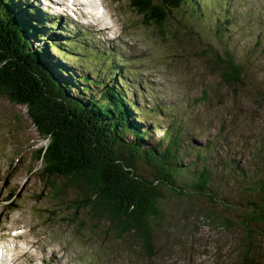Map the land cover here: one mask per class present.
Instances as JSON below:
<instances>
[{"label": "rangeland", "instance_id": "rangeland-1", "mask_svg": "<svg viewBox=\"0 0 264 264\" xmlns=\"http://www.w3.org/2000/svg\"><path fill=\"white\" fill-rule=\"evenodd\" d=\"M54 1L61 2L34 0L29 5L55 18L50 24L55 20L59 26L69 25L68 30L59 26L53 30L61 37L34 40L35 46L48 45L54 70L73 83L87 76L93 84L117 85L140 107L138 124L159 126L149 134L152 142L166 129L176 133L182 127V138L194 152L188 154L183 148L185 164L196 158L195 149L207 145L196 162L208 164L213 195L226 202L217 204L190 189L183 195L162 190L160 207L166 218L156 226L154 252L148 258L136 235L117 238L109 225L93 219L88 209L78 210L71 218L72 210L66 209L68 199L81 197L59 180L55 185L64 190L65 200L57 199L53 189L41 182L37 175L40 163L33 155L46 141L39 138L25 107L11 104L3 96L0 240L11 241L5 246L12 251V256L5 258L7 263L238 264L250 250L254 259L264 264V253L258 252L264 246L260 237L264 223L244 221L250 211L246 202L257 203L259 198L251 194L245 201L246 194L241 192L264 175V0H196L203 14H187L185 28L192 35L177 38L135 28L136 17L124 0H103L106 23L104 19L94 23L75 8L62 7V15H58ZM51 41L65 43L63 51L50 48ZM227 54L242 70L240 81L226 83L221 77ZM86 85L89 92L83 93L78 83L71 96L83 99L102 89ZM84 100L88 102V98ZM159 106L160 112H149ZM141 159L135 168L147 175L149 167ZM182 178L186 179V174ZM182 184L178 182L185 187ZM221 217L229 219V228L219 227ZM20 248L34 258L17 256ZM11 257L17 259L11 262Z\"/></svg>", "mask_w": 264, "mask_h": 264}, {"label": "trees", "instance_id": "trees-1", "mask_svg": "<svg viewBox=\"0 0 264 264\" xmlns=\"http://www.w3.org/2000/svg\"><path fill=\"white\" fill-rule=\"evenodd\" d=\"M29 1L0 0V97L6 96L11 104L25 107L39 138L46 141V145L35 150L33 155L40 163L38 178L53 189L57 199L65 200L64 190L55 185L59 180L81 197L66 200L69 204L66 209L72 210L71 218L77 216L78 210L88 209L89 215L99 222L105 221L117 238L136 235L150 258L154 252L156 226L166 218L160 207L162 190L183 195L190 189L217 204L226 202H219L217 195H213L208 164L199 166L196 162L207 145L195 149L196 158L185 164L183 148L188 154L193 151L182 138V127L176 133L166 129L158 141L152 142L149 134L159 126L138 124L140 107L117 85L93 84L87 76L75 80V84L63 78L62 73L58 74L51 62L48 45L35 46L34 40L37 37L54 40L61 33L52 31L57 30L54 24L46 26L29 6L32 2ZM124 1L136 17L135 28L151 29L161 36L192 35L185 28V16L191 13V17H200L203 14L196 0ZM208 12L204 11V14ZM49 44L50 48L60 52L65 43L51 41ZM83 48L94 53L88 47ZM221 66L224 82L240 81L242 70L229 54ZM120 79L118 76L117 80ZM78 83L82 84L83 93L89 92L86 84L102 89L96 96L75 98L70 92ZM84 98H88V102ZM152 110L155 113L162 108L155 107L149 112ZM129 137L132 139H126ZM139 159L148 165L149 174L136 170L135 163ZM234 170L233 167L230 174ZM183 174L186 179L182 178ZM241 192L246 194L245 201L251 194H257L259 198L257 203L246 202L245 207L250 211L244 221L263 224L264 175L249 182ZM218 219L221 228L231 225L225 217ZM260 237L264 239V232ZM258 252L264 253V246L259 247ZM238 264L260 263L248 250Z\"/></svg>", "mask_w": 264, "mask_h": 264}, {"label": "bare ground", "instance_id": "bare-ground-1", "mask_svg": "<svg viewBox=\"0 0 264 264\" xmlns=\"http://www.w3.org/2000/svg\"><path fill=\"white\" fill-rule=\"evenodd\" d=\"M70 16V15H69ZM73 16V15H72ZM90 19H92L93 21H94V23H97V22H101L102 21V17H101V19H100V21L98 20V19H94L92 16H90ZM105 19V18H104ZM102 24V23H101ZM0 245H2V244H0ZM3 246V245H2ZM5 247V246H4ZM2 252V248H1V246H0V253ZM0 264H4V260H3V258H2V256H0Z\"/></svg>", "mask_w": 264, "mask_h": 264}]
</instances>
